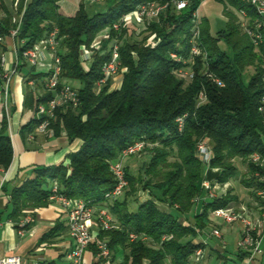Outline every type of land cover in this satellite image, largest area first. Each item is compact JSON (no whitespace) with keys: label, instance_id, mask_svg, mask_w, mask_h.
<instances>
[{"label":"trees","instance_id":"1","mask_svg":"<svg viewBox=\"0 0 264 264\" xmlns=\"http://www.w3.org/2000/svg\"><path fill=\"white\" fill-rule=\"evenodd\" d=\"M0 1L4 12L0 18V37L4 38L16 25L11 11ZM59 1L19 0L16 12L22 16L15 37L17 58L21 62L19 68L24 67L27 63L22 52L57 28L60 84L77 81L80 103L64 112L56 111L50 126L58 130L61 125L69 139H79L81 146L69 156L67 166L34 168L33 177L11 191L9 219L17 227L26 210L45 207L52 195L49 184L55 182L57 194L101 206L115 217L119 228L100 230L96 240L105 243L109 253H116L118 247L128 249L123 264H142L144 260L148 264H188L194 252L205 247L196 237L208 229L210 213L229 208L234 201L231 190L205 199L201 186L204 180L212 186H224L235 176L238 160L246 166L241 184L264 205V200L257 196V192L264 191V125L258 110L264 93V42L254 47L227 6L245 11L248 24L255 17L254 9L244 0H215L223 5L226 30L213 35L207 20L201 19L198 43L202 54L193 65H186L172 59L170 54L188 58L193 14L200 0H189L188 7L181 11L168 6L157 21L146 27L140 40L133 39L132 28L120 26L115 31L113 24H120L122 15L140 4H163L168 0H114L106 11L92 16L86 12L89 3L80 1L76 12L67 15ZM103 32L109 35L102 44L106 52L102 55L96 52L90 69L84 71L80 49ZM113 39L118 41L120 62L126 71L118 89L110 92L103 89L95 94L93 87L101 77V65L109 58L107 50ZM220 42L229 51L221 49ZM187 67L192 72L189 81L176 72ZM250 67L253 73L247 79L245 72ZM33 72L30 67L24 76L26 83L46 76ZM205 73L218 77L224 86L213 84ZM201 91L206 99L198 105ZM52 97V92L44 90L37 97L30 92L26 103L35 114L37 105H46ZM182 115H186L185 122L178 131L175 120ZM44 118H32L21 132L30 133ZM6 125L3 118L0 128L3 170L12 159ZM202 139L207 140L212 152L208 166L196 155L197 143ZM138 141L146 144L144 150L128 158L148 156V162L138 167V176L131 173L129 165H123L128 182L126 191L122 198L108 201L104 195L115 183L109 165L118 160L123 149ZM254 154L260 157L258 162L251 159ZM140 191L146 192L148 199L138 201L136 194ZM132 198L136 204L133 210L129 209ZM158 203L168 210L160 209ZM55 231L56 227L40 242ZM131 232L146 236L148 241L130 242ZM164 236L168 239L162 240Z\"/></svg>","mask_w":264,"mask_h":264},{"label":"built area","instance_id":"2","mask_svg":"<svg viewBox=\"0 0 264 264\" xmlns=\"http://www.w3.org/2000/svg\"><path fill=\"white\" fill-rule=\"evenodd\" d=\"M83 1L84 3H100L106 0H77L78 3ZM252 6L254 9L255 17L252 19L251 23L247 22V14L245 11H240L242 17V29L243 32L249 37L251 43L254 47H258L264 42V0H244ZM19 0H12V9L15 13V17H12V22L16 25L14 29L9 31L8 36L15 38L19 31L21 16L17 14V6ZM189 5V0H168V2L160 4L158 2H146L140 4L135 10L122 15L120 19V24H113V29L118 31L120 26L132 28L135 35L141 33V29L144 31L149 24L157 21L160 14H162L168 6H172L174 10L181 11L187 8ZM199 18L197 13L193 14V31L190 38V48L189 56L187 59H182L174 53L170 54V57L178 62H182L186 65H193L195 59L199 57L202 52L200 45L198 43L199 36ZM109 39L107 32H103L98 35L89 46H82L80 49V65L84 71H88L93 62V55L97 52L102 55L106 52L103 50L102 44L104 41ZM3 38L0 37V43H2ZM155 45V43H153ZM119 45L116 39H113L111 44L108 46L109 58L101 65V77L95 83L93 87V93L98 94L103 89L107 92L118 89L122 83L123 74L126 68L121 65L119 51ZM59 51V39L58 30L53 28L50 32L46 34L44 38L36 42L31 48L26 49L22 52V58L24 61L32 68H35L42 62L45 56L49 59L47 64V73L42 81V89L47 92H52L53 97L47 102L46 105L39 104L36 107L34 114V119L39 120L44 118L35 128V133L45 134L50 132V119L54 118L56 111H65L67 108H75L80 103V98L78 95L77 88L73 87L69 83L60 84L61 76V59L58 54ZM18 52H16L17 55ZM18 60V58H17ZM14 67L8 71V73L3 74V97L4 99L8 95V85L10 81V76L17 73V61ZM4 59L0 56V65L3 66ZM177 75L183 77L186 81L192 79V72L190 68L179 69L176 71ZM202 72V71H201ZM205 77L218 87H223L224 83L218 77L214 76L212 73H205ZM262 81L264 84V72L262 75ZM28 85L33 86L34 81L29 80ZM206 99L205 94L201 91L198 94L197 102H204ZM259 112L263 117L264 125V93L261 95L259 100ZM186 115L178 117L175 121L177 124L178 131H181L184 126ZM29 138H33L30 134ZM146 144L143 141L135 142L134 144L127 146L120 153L119 159L111 162L109 165V170L112 173L115 183L114 187L104 195V198L108 201H113L119 199L128 186L126 175L121 160L137 155L141 153ZM196 155L198 159L208 166L209 161L212 157V152L207 144L206 139H202L197 143ZM251 159L253 162H258L260 160L259 155L254 154ZM202 189L204 191L205 199H214L217 197L216 186H212L207 180L201 183ZM52 195L49 199H57L61 202L62 206L66 209L67 213V227L69 237L72 241V246L66 255L69 264H83L84 263V253L89 248L92 242L97 250L96 257L98 259L106 260L108 259L110 253L105 243L100 241H94L91 233V224L93 220L96 223L99 231H109L118 229L115 225L111 213L108 209L100 207L95 209L89 203L83 200H68L67 198L57 194L58 187L54 182L51 188ZM257 196L264 200V191L257 192ZM264 206V205H263ZM211 216L219 218L224 221L227 225H240L241 234L237 241V248L241 251L248 253V260H252L254 255L261 254L262 249L260 248V235L264 231V212L261 217L252 218L247 214L246 209L240 208L239 210L235 208H218L210 213ZM33 223L31 216H25L18 223V234L23 235L24 230L27 226ZM211 236L216 238H221L220 232L217 229H212ZM128 239L130 242L137 240L148 241V238L144 235H137L135 233H129ZM168 237L164 236L162 240H166ZM200 242L205 246L206 243L203 240ZM203 248H198L194 254L191 256L194 260H199L203 257ZM21 258L17 255H9L0 258V264H21Z\"/></svg>","mask_w":264,"mask_h":264},{"label":"crops","instance_id":"3","mask_svg":"<svg viewBox=\"0 0 264 264\" xmlns=\"http://www.w3.org/2000/svg\"><path fill=\"white\" fill-rule=\"evenodd\" d=\"M3 2L11 11L12 17L17 16L12 9V0L11 2L3 0ZM62 5H65L64 11L67 15H73L78 7L77 0H61L59 1L60 8ZM71 11L72 13L68 14ZM198 18L199 20L204 19L200 16ZM1 44L3 50H0V56L4 59V64L1 67L4 74L8 73L16 63L17 48L15 38L9 36L4 37ZM18 63L17 73L10 76L8 95L5 99L3 97V83L0 85V128L3 118H5L7 123L6 134L12 148V159L8 168L5 170L0 168V258L17 255L21 258V264H69L66 255L72 246V241L68 233L66 209L59 200L49 199L45 207L26 210L20 221L25 216H31L33 223L25 228L23 235L18 234V225L16 227L9 219L11 191L32 178L34 168L59 164L67 166L69 156L77 152L81 146L79 139H69L61 125L58 130L50 126L51 131L45 134L35 133L34 129L30 133L21 132L22 127L34 118L32 108L26 103V95L30 92L34 97L41 94L44 78L33 79L34 85H28L24 76L20 77L19 73L22 68H19L21 62ZM48 63L49 59L45 56L44 60L34 68L33 73H47ZM30 134L33 135V138H29ZM52 185L51 182L49 186L52 187ZM230 187L229 183L224 186H216V192L219 191L218 193L224 194L231 190V195L234 198L231 208L237 210L244 208L250 217H261L264 206L255 199V195L250 190L243 186L247 190L248 198L240 200ZM94 207L97 209L101 206ZM112 218L118 227V222L113 215ZM209 219L208 229L199 232L196 237V239L206 242L205 255L199 260L189 258L188 264H212L214 258L223 259V264H264V231L260 235L262 253L254 255L252 260H248V253L237 248V241L241 234L240 225H227L221 219L211 215ZM213 220H217V222ZM54 227H56L55 234L40 242L41 238L49 234ZM90 229L94 241H96L99 229L94 220ZM212 229H217L221 238L211 236ZM94 249L96 247L92 242L84 253L83 264H123L124 258L128 254V249L118 247L116 253H110L108 259L103 260L94 256ZM142 264H148V261L144 260Z\"/></svg>","mask_w":264,"mask_h":264},{"label":"rangeland","instance_id":"4","mask_svg":"<svg viewBox=\"0 0 264 264\" xmlns=\"http://www.w3.org/2000/svg\"><path fill=\"white\" fill-rule=\"evenodd\" d=\"M5 1L11 2V0H5ZM200 1H201V3L197 9V13H198V16L204 17V19L207 20L211 34L214 35L217 32L225 31L226 30V18L223 15V5L220 4L219 2L215 1V0H200ZM113 2H114V0H106L105 2L93 3L91 5L88 4V5H86V12L89 16H92L93 14L98 13V12H104L107 10V8L109 6H111L113 4ZM5 6L7 7L6 4H5ZM65 9H66L65 5H62L61 10L64 13H66V11H64ZM227 10L230 13H234V15L239 20V22L242 23V17H241V14L239 13L240 11H236L230 5L227 6ZM71 13H72V11L68 12V14H71ZM3 15H4V12H3V9H2L1 4H0V18ZM142 33H143L142 29H141V33L139 35H135L133 33V39H137V40L142 39V37H143ZM219 47L221 49L225 50L226 52L229 51V49L226 47V45L223 42L219 43ZM29 70H30V66L28 64L24 65V67H22V69L19 73L20 77L25 76ZM36 71L38 72V69ZM252 73H253V68L252 67L247 68V70L245 72L247 79L252 75ZM69 84H71L75 88L80 87V84L77 81H69ZM201 103L202 102H199L198 105ZM148 159H149L148 156L141 157V155H139V156L132 157V158L122 159L121 162H122V165H129L131 173L135 176H138V167L141 165L142 162H148ZM118 160H120V159L118 158ZM169 160L172 161L173 158H170ZM235 163H236L235 176L228 183L232 187L234 193L238 195L240 200H246L248 198L247 197V190L240 184L241 183L240 181L243 177V174L246 172V166L243 165L238 160L235 161ZM226 189H229V188H226ZM125 191L126 190H124V192L122 193L120 198L123 197ZM218 192L219 191L216 192L217 196L219 195ZM136 195L138 197L137 198L138 201H144V200L148 199L146 192L140 191ZM158 206L160 209L168 210V208H166V206L161 204V203H158ZM135 207H136V204L134 203V200L132 198L129 200V209L133 210ZM213 221L217 222V220H213ZM184 223H186V222L184 221ZM196 240L200 241L199 239H196ZM203 252H204V249H203ZM204 255L205 254H203V256ZM222 260L223 259H221V258H219V259L214 258L212 264H223Z\"/></svg>","mask_w":264,"mask_h":264}]
</instances>
